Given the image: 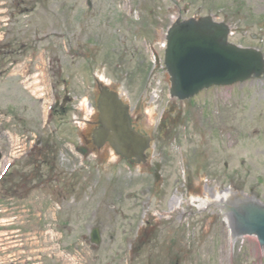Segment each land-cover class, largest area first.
Instances as JSON below:
<instances>
[{
	"label": "rangeland",
	"instance_id": "374dc122",
	"mask_svg": "<svg viewBox=\"0 0 264 264\" xmlns=\"http://www.w3.org/2000/svg\"><path fill=\"white\" fill-rule=\"evenodd\" d=\"M15 1L53 4L64 0ZM135 2L132 1L133 4ZM9 3L10 0H0V151L5 155L0 164V175L10 159L8 152L13 151L15 156L21 154L26 147L24 140L28 129L35 131L36 121L40 119L38 114L44 110L39 105L34 109L29 103L32 93L21 84L24 69L17 67L6 71L12 61L18 60L9 58L7 53L9 46L4 11ZM142 4L155 9L153 12L146 11V19L160 23L156 24L159 28L178 16L190 19L196 18V15H212L230 26L232 43L255 48L264 55V0H146ZM159 7L161 9H157ZM24 20L16 40L33 38L34 32L30 31L26 17ZM44 35L45 32L39 36ZM16 40L12 42L16 44ZM101 62L92 60V68L84 79L85 75L79 70L85 60L75 59L73 65L69 59L59 61L56 74L61 81L63 77L69 78L73 88L70 94L77 101L65 114L59 111L52 128L44 129V134L59 132L56 134L58 145L45 156L50 159L48 168L35 157L26 163L22 161L7 180L0 181V264H169L164 252L172 246L177 247L178 243L172 245L171 241L177 242L179 237L184 241L182 248H187L184 254L188 258L184 264H264V253L260 252L256 238L246 237L233 244L228 221L216 205L199 210L188 199L185 236L181 233L174 239L172 237L176 235L170 234L178 225V220L168 230L163 228L168 225L163 220L161 225L157 224L160 227L157 232L154 220L160 222L163 211L170 214V210L157 199L152 203L155 207H150L156 159L153 158L150 165L139 168L117 164L110 155H107L108 160L105 156L102 159L91 157L83 163L65 144V137L73 132V137L79 140L76 127L79 121L89 118L87 109L95 108L94 96L90 94L92 89L82 90L84 82H93V77L98 76L118 91L129 95L134 93L133 104L138 98L134 89H130L131 92L124 89L121 74ZM114 63L115 60L110 59L107 65ZM9 74H12L9 77L15 81L14 84L6 80ZM166 89L160 104L152 103L145 107L147 116L143 118V126L160 142L161 153L172 150L171 155H174V159H169L162 169V193L169 197L172 189L179 188L174 186L177 178L181 177L184 183L188 175L190 179V171L186 172L189 169L194 172L191 188L189 181L186 183L191 194L198 193L206 198L208 192L206 194L204 185L208 180L207 189L216 186L219 192H223L232 188L248 196H252L254 191L264 204V78L200 94L191 102L192 107L200 109L195 114L199 126L192 121L189 123L192 129L187 130L188 119L182 118V124L175 130L176 138H164L165 131L160 126L162 113L169 110ZM220 89L223 106L218 107L214 102H219ZM9 91L12 94H8ZM9 98L18 111H22V105L27 104L34 109L33 112H18L20 117L10 123L7 115ZM212 98H216L214 102ZM189 132L193 133V143L189 142ZM195 133H198L196 137ZM180 145L188 157L187 169V162L183 163L180 158L183 153ZM194 150L197 160L191 163V168L189 158ZM163 157L165 160V155ZM54 161V172L58 175L53 173L50 183L42 188L41 182L46 178L43 175L46 173L47 176L53 170ZM178 171L180 176H177ZM197 210L202 214L191 218L190 215ZM176 212L175 217L178 210ZM146 215H150L151 219L149 228L143 226ZM63 224L68 225L67 228ZM95 226L104 231L100 247L90 244V232ZM151 233L156 239L149 244ZM136 236L138 239L135 242Z\"/></svg>",
	"mask_w": 264,
	"mask_h": 264
},
{
	"label": "water",
	"instance_id": "95a60500",
	"mask_svg": "<svg viewBox=\"0 0 264 264\" xmlns=\"http://www.w3.org/2000/svg\"><path fill=\"white\" fill-rule=\"evenodd\" d=\"M196 18L200 17L196 15ZM228 34L226 26L213 23L211 18L202 19L198 24L191 22L180 25L172 30L167 62L172 68L183 69L191 76L188 82L182 84V93L179 96L184 98L194 95L213 81L217 84L234 83L249 78L253 73L259 76L263 72L262 55L228 44ZM193 41L200 43L204 50L189 52L186 47L192 49ZM263 78L264 75L261 79ZM252 195L256 196L254 191ZM231 196L232 194L228 196L226 205L230 204ZM256 197L260 199L259 196ZM241 218L246 221H242L246 225L240 232L256 233L264 244V210L252 206L246 216L237 215L239 225ZM228 229L230 232L229 224Z\"/></svg>",
	"mask_w": 264,
	"mask_h": 264
},
{
	"label": "flooded vegetation",
	"instance_id": "af4514ba",
	"mask_svg": "<svg viewBox=\"0 0 264 264\" xmlns=\"http://www.w3.org/2000/svg\"><path fill=\"white\" fill-rule=\"evenodd\" d=\"M41 4H34L33 7H31L30 9H26L28 11L32 12V15L34 17H37L40 15V13L36 12L39 10H43L46 15H51L54 19L55 22H64V24H70V23H83L85 25H87L85 31L90 33V28L92 25V18L94 17H98L101 14L99 12H97L98 10L95 8L97 7L100 12L103 11V6H105L104 3H95L92 2V0H87V2L84 3H61V4H53L55 5L54 9H50V8H45L43 5H41V9H39L37 6H40ZM52 5V6H53ZM110 6H113L114 9H119V12L116 16L122 17V13L121 11H124V9L126 10V7H129L130 5L126 4V3H113L110 4ZM128 9V8H127ZM131 11H133V8H130ZM95 11V12H93ZM24 12L23 8H21V6L19 5H14V7L9 10V14H10V20H12L14 23L17 21V17L22 15V13ZM103 15V14H102ZM52 19V20H53ZM115 25L114 27H118L120 26L121 28L118 29V32L123 33L124 29L123 27V18L118 19L117 21L114 22ZM128 28H126L125 32H126V37H129L131 33L134 32L133 30V24H127ZM89 38L90 34H89ZM128 39V38H126ZM79 40H81V36H79L78 38H74V40L72 42H79ZM89 41V39H88ZM86 42L85 44L83 43L82 45H77L75 43H70V54L72 56H75L76 54H78L80 52V50H86L85 53H83L84 57H89L90 55H87V53H89L90 50V44L89 42ZM97 44H101L103 45V49L106 50V53L109 54V51L111 52H117L118 49V40L114 35H111L110 37H108L107 39H102L101 41H97ZM124 44V43H123ZM132 45H135V50L134 51H130L128 48L126 47H122L121 48V52H124L126 54H138L140 51V48L138 45H136L134 42H132ZM15 53L20 54L23 53V51H15ZM156 80V79H155ZM148 83H149V79H148ZM155 81L152 82V84H154ZM159 83V81H158ZM68 90V88L66 89ZM140 106V103H139ZM89 124L93 125V126H97L98 125V121H91L89 120ZM87 139L86 141H89L90 144H93L94 141L92 139V134H90V132H88V135L86 136Z\"/></svg>",
	"mask_w": 264,
	"mask_h": 264
},
{
	"label": "bare ground",
	"instance_id": "6f19581e",
	"mask_svg": "<svg viewBox=\"0 0 264 264\" xmlns=\"http://www.w3.org/2000/svg\"><path fill=\"white\" fill-rule=\"evenodd\" d=\"M230 195V193H226L224 195H220V194H217L214 199H215V203L218 205V206H222L223 204L226 203V200L228 198V196ZM193 201H197V199H193ZM198 201H200V207H202V209H206L209 205H210V202L209 201H202L201 199H199Z\"/></svg>",
	"mask_w": 264,
	"mask_h": 264
},
{
	"label": "clouds",
	"instance_id": "9594fccd",
	"mask_svg": "<svg viewBox=\"0 0 264 264\" xmlns=\"http://www.w3.org/2000/svg\"><path fill=\"white\" fill-rule=\"evenodd\" d=\"M85 103H86V100H85Z\"/></svg>",
	"mask_w": 264,
	"mask_h": 264
}]
</instances>
